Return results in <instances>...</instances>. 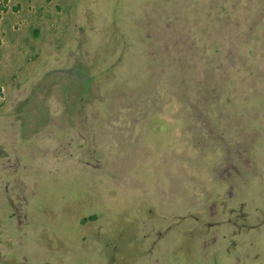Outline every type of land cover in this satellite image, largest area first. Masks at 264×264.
Here are the masks:
<instances>
[{
  "label": "rangeland",
  "instance_id": "1",
  "mask_svg": "<svg viewBox=\"0 0 264 264\" xmlns=\"http://www.w3.org/2000/svg\"><path fill=\"white\" fill-rule=\"evenodd\" d=\"M211 3L1 4L0 264H264V0Z\"/></svg>",
  "mask_w": 264,
  "mask_h": 264
},
{
  "label": "trees",
  "instance_id": "2",
  "mask_svg": "<svg viewBox=\"0 0 264 264\" xmlns=\"http://www.w3.org/2000/svg\"><path fill=\"white\" fill-rule=\"evenodd\" d=\"M4 2H5V0H0V9H1V4H3ZM213 3H214V0H212V3H211V4L214 5ZM222 21L225 23V22H228V19H227V20L222 19ZM229 22L233 23L232 20H230ZM229 22H228V23H229ZM228 23H227V24H228ZM233 25H234V27H236V26L238 25V23L236 24V23L234 22ZM217 28H219V27H217ZM220 28H221V27H220Z\"/></svg>",
  "mask_w": 264,
  "mask_h": 264
}]
</instances>
